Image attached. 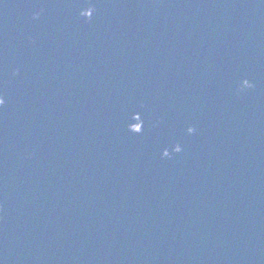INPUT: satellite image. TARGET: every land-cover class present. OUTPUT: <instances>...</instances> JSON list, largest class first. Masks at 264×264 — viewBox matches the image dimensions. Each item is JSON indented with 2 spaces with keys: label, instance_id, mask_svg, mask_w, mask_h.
I'll use <instances>...</instances> for the list:
<instances>
[{
  "label": "water",
  "instance_id": "water-1",
  "mask_svg": "<svg viewBox=\"0 0 264 264\" xmlns=\"http://www.w3.org/2000/svg\"><path fill=\"white\" fill-rule=\"evenodd\" d=\"M0 264H264V0H0Z\"/></svg>",
  "mask_w": 264,
  "mask_h": 264
},
{
  "label": "clouds",
  "instance_id": "clouds-1",
  "mask_svg": "<svg viewBox=\"0 0 264 264\" xmlns=\"http://www.w3.org/2000/svg\"><path fill=\"white\" fill-rule=\"evenodd\" d=\"M5 103V100L3 96H0V106H2Z\"/></svg>",
  "mask_w": 264,
  "mask_h": 264
}]
</instances>
